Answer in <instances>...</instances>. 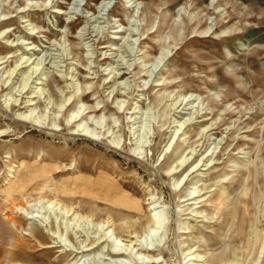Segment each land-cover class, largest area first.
Listing matches in <instances>:
<instances>
[{
    "label": "rangeland",
    "instance_id": "1",
    "mask_svg": "<svg viewBox=\"0 0 264 264\" xmlns=\"http://www.w3.org/2000/svg\"><path fill=\"white\" fill-rule=\"evenodd\" d=\"M0 264H264V0H0Z\"/></svg>",
    "mask_w": 264,
    "mask_h": 264
},
{
    "label": "bare ground",
    "instance_id": "2",
    "mask_svg": "<svg viewBox=\"0 0 264 264\" xmlns=\"http://www.w3.org/2000/svg\"><path fill=\"white\" fill-rule=\"evenodd\" d=\"M104 5L105 4H101V7H100V9H103V8H105L104 7ZM35 51H33V53H34ZM37 58V57H36ZM36 58L33 60L34 62H35V60H36ZM30 58H28L25 62H27L28 60H29ZM45 59V58H44ZM32 61V62H33ZM42 63V58H38L37 60H36V65H39V64H41ZM35 71H36V69H35ZM123 75V74H122ZM187 102L188 101H186L184 104H183V101H181L180 103H179V105L177 106V107H179L180 105H183L182 107H181V110L182 109H184V107H185V105L187 104ZM22 103V101L19 103V104H21ZM19 104H18V106H19ZM176 107V108H177ZM181 110H178V112H180ZM192 115H190V117L189 118H187L186 120H184V122H187V121H189L192 117H191ZM12 206L14 207L15 205H14V203H12ZM12 207V208H13ZM64 214V213H63ZM61 215L60 217H62V218H66L65 217V215ZM59 215V214H58ZM7 216V218L8 219H11V220H14L15 219V217L14 216H11V215H6ZM57 218V217H56ZM45 221V220H44ZM65 222V221H64ZM66 223V222H65ZM52 225V223H50V222H48V223H46L45 224V226L46 227H48V228H50V227H52L51 226ZM56 225V224H55ZM56 227H58V226H56ZM67 227V226H66ZM49 230V229H48ZM42 233V232H41ZM54 233V232H53ZM70 233V232H69ZM71 233H72V231H71ZM72 235V234H71ZM96 235V234H95ZM58 236V235H57ZM86 238H85V241H84V243L83 244H81V245H78L77 247H74V246H71L70 248H68L69 249V253H72L71 255H74V256H76V255H78V254H81V253H83L84 251H89L90 249H94V248H100V245L102 244V243H108V242H111L110 241V239L108 238V236L104 233V232H101L99 235H97V236H88V235H86L85 236ZM47 238L49 239V240H51V244H49V245H47V246H54V247H60V246H62V245H64L63 244V242H62V240L61 239H59V237L58 238H56V235H54V236H47ZM53 238V239H52ZM74 241V240H73ZM75 243H78V242H76V239H75V241H74ZM112 246V248L111 249H109V253L111 254V255H113V256H118V255H122V254H130L128 251H127V248H123V247H115L114 245H111ZM67 249V248H66ZM102 249V248H101ZM147 250V249H145L144 247H141L140 248V250Z\"/></svg>",
    "mask_w": 264,
    "mask_h": 264
}]
</instances>
